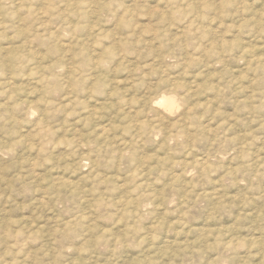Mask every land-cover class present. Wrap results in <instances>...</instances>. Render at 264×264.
Segmentation results:
<instances>
[{
	"label": "rangeland",
	"instance_id": "rangeland-1",
	"mask_svg": "<svg viewBox=\"0 0 264 264\" xmlns=\"http://www.w3.org/2000/svg\"><path fill=\"white\" fill-rule=\"evenodd\" d=\"M0 264H264V0H0Z\"/></svg>",
	"mask_w": 264,
	"mask_h": 264
},
{
	"label": "bare ground",
	"instance_id": "bare-ground-1",
	"mask_svg": "<svg viewBox=\"0 0 264 264\" xmlns=\"http://www.w3.org/2000/svg\"><path fill=\"white\" fill-rule=\"evenodd\" d=\"M157 101H158V100H157ZM158 103H160V104H161V103H167V101H165V100L162 99L161 101L159 100Z\"/></svg>",
	"mask_w": 264,
	"mask_h": 264
}]
</instances>
